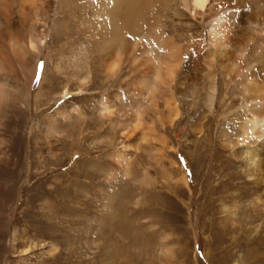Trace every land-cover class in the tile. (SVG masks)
Listing matches in <instances>:
<instances>
[{
	"label": "rangeland",
	"instance_id": "obj_1",
	"mask_svg": "<svg viewBox=\"0 0 264 264\" xmlns=\"http://www.w3.org/2000/svg\"><path fill=\"white\" fill-rule=\"evenodd\" d=\"M172 2L166 33L182 44L189 36L208 42L206 23L193 19L180 0ZM203 59L199 56L193 63L186 84L168 93L183 113L180 122L160 128L154 113H146V123L165 134L175 151L162 159L152 145L132 150L125 153L126 172L111 156L124 142L119 128L107 142L102 135L109 132V122L98 119L94 105L101 96L113 101L117 90L126 98L129 78L120 86L103 83L95 65L88 90L51 101L44 113L31 105L34 115L24 122L21 152L13 155L18 161L14 180H4L6 188L0 193V264H264V191L234 156L241 150H264V134L250 145L233 148L222 139L225 128L235 143L232 120L240 116L239 88L236 83L226 88L215 69L218 91L210 111L204 103L208 78ZM49 77L44 88L57 81ZM37 90L38 83L32 103ZM75 104L82 105L84 124L76 117L71 125L60 120L58 128L68 136L51 139L49 152L45 116L63 107L69 111ZM79 129L85 132L80 140ZM181 155L186 165L180 164ZM181 174L186 186L177 181ZM109 191H116L114 218L102 207ZM258 194L261 201L254 204Z\"/></svg>",
	"mask_w": 264,
	"mask_h": 264
},
{
	"label": "bare ground",
	"instance_id": "obj_2",
	"mask_svg": "<svg viewBox=\"0 0 264 264\" xmlns=\"http://www.w3.org/2000/svg\"><path fill=\"white\" fill-rule=\"evenodd\" d=\"M180 2L193 19L206 23L208 42L189 36L182 44L166 33L172 0H0V193L6 188L2 186L4 180H14L18 161L13 155L21 152L24 122L34 115L31 105L35 112L44 113L51 101L67 99L65 89L68 97L88 90L95 65L102 71L103 83L118 82L120 86L129 78L131 91L126 98L117 90L113 101L101 96L94 105L98 119L109 122V132L102 135L107 142L112 140L114 128H119L124 142L111 156L125 172V153L132 150L152 145L153 152L162 159L175 151L165 134L146 123V113H154L160 128L174 127L182 120L177 100L168 93L186 84L187 73L199 56L205 59L202 64L207 70L208 90L204 103L210 111L218 91L215 69L220 71L226 88L234 83L239 88L240 116L232 120L236 140L232 143L225 128L220 132L222 139L233 148L250 145L264 134V0ZM242 30L250 39L242 35ZM129 34L138 39L129 40ZM250 40L252 48L247 44ZM43 57L47 70L32 103L36 64ZM124 68L128 69L125 74ZM49 74L57 81L44 88L52 80ZM79 104L69 111L63 107L56 110L58 114L45 116L43 131L49 152L53 149L51 139L68 136L69 132L58 128L60 120L71 125L72 117H76L84 124L85 112ZM113 118L116 121L112 122ZM84 133L79 129L77 139ZM30 149L36 151L33 146ZM234 156L241 159L246 176L256 178L260 191H264V150H241ZM177 181L187 184L183 174ZM115 192L109 191L102 202L111 218L115 217ZM260 201L258 194L253 202Z\"/></svg>",
	"mask_w": 264,
	"mask_h": 264
},
{
	"label": "snow or ice",
	"instance_id": "obj_3",
	"mask_svg": "<svg viewBox=\"0 0 264 264\" xmlns=\"http://www.w3.org/2000/svg\"><path fill=\"white\" fill-rule=\"evenodd\" d=\"M205 2H207V0H205ZM197 7H201V5L198 4ZM128 39L129 40H135V39H138V37H136L133 34H129ZM41 43H43V41H41ZM161 51H163V49H161ZM46 70H47L46 62L42 59L39 60L36 64V75H35V79L33 80V83L42 82L43 76H44V73L46 72ZM64 95H65V98H68L67 89H65ZM63 102H64L63 100L58 101V105L62 104ZM178 159H179L181 165H186V161L182 155L180 157H178Z\"/></svg>",
	"mask_w": 264,
	"mask_h": 264
}]
</instances>
